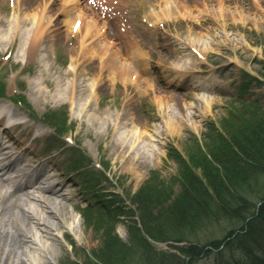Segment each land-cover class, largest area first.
<instances>
[{
  "label": "rangeland",
  "instance_id": "374dc122",
  "mask_svg": "<svg viewBox=\"0 0 264 264\" xmlns=\"http://www.w3.org/2000/svg\"><path fill=\"white\" fill-rule=\"evenodd\" d=\"M132 2V11L136 18L144 13V17L149 20V6L153 4L147 6L142 0ZM0 4L3 6H0L2 12L3 9H8L7 3L0 1ZM11 14L4 18L5 23L0 29V57L6 53L7 29ZM170 17L166 20L165 30L160 31L156 39H153V34L145 33L148 43L146 47L149 45L151 56L159 57L162 52L161 55H165L168 62L182 64L185 67L195 63H201V67L211 64L214 66L213 76L221 82L222 89L196 95H175L178 97L177 101H174L169 92L164 90L165 96L162 98L160 108L164 110L165 107L168 119L174 117L182 125L183 129L178 133L164 129L162 120L166 115L158 112V106L151 98V92L142 93L144 98L139 96L140 104L133 103L138 117L149 125L147 130L148 133L153 134V141L147 140V142L154 143V147L149 145L148 149L143 148L145 143L144 141L142 143V140L146 139H140V144L135 145L132 154L138 156L145 164L140 163L139 166L134 167V170L130 169L126 161L122 163L116 159L117 157L114 159L108 157L112 140L121 130L112 132L110 134L112 140L108 143L104 142L108 130H113L106 127L104 122L107 121L108 126L114 110L117 107L122 110L120 100H123L124 95L121 81H115L116 87L108 93L107 85L101 88L99 103L94 106L91 99L86 96L85 87V84H92L91 76L84 75L77 80L76 84L81 88L76 90L73 99L66 95L60 99L55 84L60 85L67 80V75L64 73L66 63L72 62L69 48L65 51L61 46L47 44L43 52L32 60L24 57L22 52H18L21 45L19 43L25 42L27 34L24 35L25 33L22 32L21 36L14 39L12 52H7L11 54H6L8 62L0 69V76L6 85L5 98L10 101H14L15 97L23 98L30 105L31 112L40 119L45 118L48 113L51 116L48 117L49 120H54L52 115L56 114L57 119L62 121L60 124L65 125L62 128L65 135L77 140L80 147L88 154L89 157L86 158H89L90 162L99 161L100 155H103L102 161L106 162V168L109 167L111 175L118 180L114 188L118 187L122 191L113 195L112 204L109 202L108 208L111 211L103 210L102 214H106V220L103 221L101 218L97 221L98 215H96L97 217H91L92 222H87L89 216L85 217L83 214L91 213L83 212L85 210L79 206L82 200L84 202L90 200L93 194L86 195L90 193H86L85 187L79 190V186L81 181L87 184L88 172L97 174V171L91 163V165L87 164L84 170L81 169L80 177L76 174L69 176L74 179V183L71 182L67 187L69 199L63 200L64 204L68 202L61 212L71 215L72 218L68 217V220L72 222V233L70 235L63 227L66 226L65 223L60 228L55 224L58 229L54 233L57 235V232H60V238L57 237L58 242L52 245L51 241L45 240L40 233V228L34 226L32 231L34 235L46 241V246L49 245L48 249L46 246L34 244L33 252H37L35 255H38L41 247L44 249L42 253L54 249V258L47 257L43 263H40L42 260L39 259L35 264H175L184 261V257L190 255L188 250H185L187 247H205L215 236L224 233L226 223L229 221V218L226 219L227 211L219 203L221 200L213 203L209 199L210 211L206 205L200 203L202 199L199 196L201 193L198 189L199 183L207 182L205 175L210 169L216 172L214 173L216 179L219 174L222 175L223 184L228 182L223 175L228 174L234 184L240 185L239 188L245 190L244 202H249L245 208H250V204L253 203L247 197L251 188L245 187V184L254 180L256 172L246 168L247 165L242 162L244 160H239V153L235 154V157L227 151L226 155L216 151L206 157L198 158L194 155L197 153L195 145L210 143L212 134L224 132L222 121L231 117L238 125L236 142L245 147L248 154L259 159L264 157V137L259 136L258 133L264 128V0H187L179 11ZM166 40H169L170 47L173 46L176 50L168 49L169 51L165 53L161 46L169 45ZM73 45L69 44L71 48ZM193 49L197 52L201 50V58L197 57ZM77 61L80 63V59ZM81 80L84 81L79 85ZM142 87H146L144 83ZM41 90H45L43 91L45 94L41 95ZM129 92L128 90L127 96L130 95ZM210 100L213 103L207 104ZM15 102L17 104L12 105V112L28 118L27 110L19 105L17 100ZM78 105H85V110H81ZM209 131L212 134H208ZM243 131L247 132L244 134ZM254 133L258 136L256 143L252 144L251 138ZM104 144L106 153H101ZM190 145L194 148L191 149L193 158H190V161L184 158L186 167H190V170L186 171V167H180L178 164L182 159L181 154L185 153L186 147ZM178 150L180 153H177ZM171 151L173 155L170 156ZM61 152L60 161H65V164L68 156H76L70 150ZM134 159L136 160L135 156ZM83 172L84 177L81 175ZM67 176L65 175V178H68ZM223 187L227 188V185ZM98 190L99 187L94 189V191ZM222 198L228 206L234 203V199L229 196ZM9 200L11 201V198ZM9 200H7L8 204ZM26 202V207L33 210L36 204L32 200ZM19 204L22 205L21 200ZM213 206L216 210L220 207L223 212L217 213L212 210ZM77 212L79 215H75ZM44 216L45 213L41 209V212L35 216L38 219L35 221L40 224ZM144 224L149 226V231L155 237L160 236L162 239H144ZM252 231V234L257 233L254 229ZM186 232L193 234L189 240L184 238V241L181 237L180 241L176 239L177 235L187 234ZM76 234L82 236V240H79ZM151 251L153 253L149 255ZM219 255L224 260L230 259V254ZM213 258L201 257L193 264H210L214 261L208 259Z\"/></svg>",
  "mask_w": 264,
  "mask_h": 264
},
{
  "label": "bare ground",
  "instance_id": "6f19581e",
  "mask_svg": "<svg viewBox=\"0 0 264 264\" xmlns=\"http://www.w3.org/2000/svg\"><path fill=\"white\" fill-rule=\"evenodd\" d=\"M17 2H20L22 0H16ZM25 3H21L23 7H19L17 11V19L12 20L9 23L10 29L7 32V38L6 42L7 44L9 42H12L13 39L21 32L26 33L30 32L29 37H26L25 42L28 44L25 49H23L24 44L23 42L20 45V51L23 50V56L26 58H34L38 51H40V41L43 39V34L47 30H61L63 31L62 35L59 37V43L64 44L66 40L69 39V25L72 28V23H70V17L73 15V10L75 9V2L74 0H40V3H36L35 1L30 0H23ZM28 1H30L31 4L35 3L36 8L32 12V15L29 14V10H27V6H29ZM58 3V7H56L55 4ZM50 7H56L57 9L52 11L53 14H57L59 16L62 14L66 18L64 19L65 23L59 24L57 22V18L55 20H52L49 18L48 10ZM158 10L161 11L157 12L158 16H163V18H171L170 15H173L175 12V5L171 4L170 2H158L157 4ZM18 14H23L24 17H19ZM48 16V17H47ZM45 18H49V20L45 21ZM77 19H81V24L76 30V36L78 46L80 45V49L77 50L76 53H74L72 60H74V66L73 69L70 71V75L73 77L72 79H69V81L64 80L60 85L55 84V87L57 88V92L59 93V98L62 99L63 96H68L69 98L73 99L76 94L75 83L76 80L81 79L84 77V75L93 78V82L91 85H86V91L89 99H91L92 106L95 104L97 105L99 103V98L102 93L101 88L105 87V85L108 86L107 93L112 91L113 89V82H114V76L117 75L118 71L121 73V77L124 80H129V72L134 71L133 64L137 65V58H134L133 60L129 61L130 59H124L121 57H118V52L114 49L109 48V55L108 57L104 58V54L106 52V49L104 48V45L102 44V40L100 38H96L94 41H91L88 36L91 32H93L94 28H96V25H93V23L89 20L86 21L84 18L80 15L78 17H75ZM20 19L25 22L24 24L32 25L30 27L21 25ZM29 20H32L31 22ZM51 20V21H50ZM30 22V23H29ZM3 23H5L4 16H0V29L3 28ZM49 23V24H48ZM25 29H22V27ZM28 27V28H27ZM21 28V29H20ZM82 32V33H77ZM84 32V33H83ZM22 38V37H20ZM61 38V39H60ZM5 42V40H4ZM192 42V41H191ZM200 53L201 50L199 49ZM100 57V58H99ZM77 59H80L77 61ZM138 59L143 60L147 59V55L143 53H138ZM196 60V59H195ZM191 70H195L192 68ZM84 79V78H83ZM42 80V79H41ZM84 80L80 81L81 85ZM106 82V83H104ZM133 84L135 85L136 90H138V87L140 89L139 84H141V79H134ZM185 84H189L188 81L185 82ZM36 87H38V84L36 83ZM49 87V86H48ZM50 88V87H49ZM153 92H151L152 99L155 101V103L158 106V112L162 113L163 115H166L165 107L164 110L161 109L162 105V98L165 96L164 91L159 90L156 86L152 85ZM41 90V95L45 94ZM139 93L141 94V91L139 90ZM139 94V95H140ZM197 93H194L193 95H196ZM127 101H132L131 97H127ZM213 103L212 100L208 102L207 104ZM91 106V109L93 107ZM78 107L81 110H85V105H78ZM1 108V107H0ZM179 112V111H178ZM168 115V114H167ZM167 115L163 118L164 125L172 130V132H179L181 131L182 125L179 123V121H176V118L170 117L168 119ZM137 116V113L132 109L129 111V123L134 125L135 118ZM136 118L135 125H138L139 123H142L143 125L140 126V130L136 129V133H145L147 132V127L142 120ZM138 119V120H137ZM122 125H124V121ZM105 121V126H107ZM120 121L114 120V124L122 123ZM128 123V124H129ZM132 126V125H131ZM132 127L129 126L128 130H130ZM121 130L124 132L126 130V126H122ZM127 130V131H128ZM125 133V132H124ZM131 133L133 131L131 130ZM136 134L137 138H140V136ZM126 138L134 139L133 134L126 135ZM122 142L121 136L119 134L114 137L112 143H111V149L114 151H119L120 144ZM131 144H125L123 151L119 153L118 159L125 160L127 164L130 165V169L134 170V165L136 164L133 157H132V141H130ZM116 143V145H113ZM129 152V153H128ZM116 153V152H114ZM126 153H128L126 155ZM126 155V156H125ZM116 162V161H115ZM142 164H145L144 162H141ZM157 163H155L156 165ZM5 187V184L3 182H0V264H35L41 259L40 263H43L47 257L51 259V257L54 258V249L51 248L48 253H45L43 247H41L40 252H38V255H35L37 252H33V245L38 244L40 246H46V241H43L41 237H38V235H34L33 227L35 226L37 229L40 228L41 232L43 234V237H45V240L51 241L52 245L54 242H58L57 237L60 236V232H57L54 234L55 231H57L58 228L64 225V228L72 229V222H69L70 216L66 215L65 213H62L64 207L63 200H67V197L64 194L58 195L54 189L53 186H48L46 189H41L40 192L42 194L41 197L39 196H33V194L27 195L29 199L33 201L34 208L27 210L26 209V203L21 206L19 204V201L21 200L20 197H18V200L15 199L11 203H7L4 201L3 198L6 196V190H3ZM10 205V206H9ZM57 206V207H56ZM46 208V210H45ZM58 208V209H57ZM14 209H17L18 211H15ZM45 213L46 218H42V222L38 224L35 220H38L35 216L39 214V212ZM54 211H53V210ZM56 211H58L56 213ZM72 218V217H70ZM57 222V223H56ZM35 224V225H33ZM55 224H57L56 228ZM55 225V226H54ZM77 235V234H76ZM77 238L79 240H82V236L77 235ZM84 238V237H83ZM49 244V243H48ZM49 249V245L46 246ZM48 254V255H47ZM39 256V257H37ZM50 256V257H49Z\"/></svg>",
  "mask_w": 264,
  "mask_h": 264
},
{
  "label": "trees",
  "instance_id": "16d2710c",
  "mask_svg": "<svg viewBox=\"0 0 264 264\" xmlns=\"http://www.w3.org/2000/svg\"><path fill=\"white\" fill-rule=\"evenodd\" d=\"M234 121L235 120L231 117L228 118L227 120L222 121V130L224 132H222L221 134L219 133L217 135H213L211 133V131H209L210 133H208V134H212L211 138H210L211 142L209 143L207 141L208 143L205 144V147H204L205 150L204 151H202L197 146V151H196L197 153H195L194 157H198V158H200V156L206 157L208 154L211 155L215 151L225 153L223 155H226V151H227V153L233 154V157H235L234 156L235 154L239 153L240 154L239 160L240 159L244 160V161H242V160L241 161L244 162L245 166L247 165L246 168L253 169L254 172H256L254 175V180L251 183L245 184V187L249 186L251 188V189H249L250 192L248 193L249 196H247V197H249L250 199L254 198V200H258V199L262 198V195L264 196V157L262 159H259L257 157H254V155H252V154H248L246 152L248 150H246V148L243 147L240 143L236 142L235 138L238 137L237 136L238 135V129H237L238 125ZM246 132L243 131L244 134ZM258 133H259V136L264 137V128L262 130L258 131ZM225 136H226V138H224ZM242 136L244 138L246 137L245 135H242ZM257 136L258 135H256V133H254V135H253L254 139L251 138L252 144L256 143ZM249 149H251V148H249ZM188 154H189V159L193 158V153L188 152ZM250 163H252V164H250ZM181 164L183 167L186 163L181 162ZM244 165H243V167H245ZM185 167L186 166H184V168ZM185 170L188 171L189 167L187 166L185 168ZM214 173H216V172H214L212 169L208 170V174L205 175V177H207V182L205 183L206 185H204L203 182L199 183L198 189L201 190V193L199 196L202 199L200 201V203L203 205H206L208 210L210 211L211 204L208 203L209 199L213 203L215 201L217 202V200H221V202H219V203L222 204V206L227 211L226 212V214H227L226 219L229 218L230 219V221H229L230 225L231 226L233 225V228H235L237 220L242 218V216L244 215L243 214L244 207H245L246 203H248V202H244L243 192L245 190L243 188H239V187H241L240 185L234 184V182H232V180L228 174H227V176L223 175L225 177V179L228 180V182L226 184H223L224 180L221 179L222 175L219 174L218 178L216 179ZM223 185H227V188L229 187V189L227 190V188L226 187L224 188ZM197 195H198V193H197ZM224 196H227V197L229 196V198L234 199V203L232 205L228 206V204H226L225 201L223 202V200H222L223 199L222 197H224ZM212 210H215L217 213L223 212V210L220 207L216 210L215 207L213 206ZM248 210H249V208H246L245 211L248 212ZM262 224H263V221H262ZM187 225H186V227H187ZM179 227L182 228L181 226H179ZM148 228H149V226H145V224H144L143 229H144V232L147 234L148 237L156 239V240L162 239L160 236L155 237V235L151 231H149ZM231 231H233V230H231ZM192 235H193L192 233H187V234H183V235L179 234L176 236L177 237L176 239L179 241L181 238L182 239L185 238V239L189 240V238ZM195 249H196V247L191 246L190 249H187V250L190 252V254H195ZM150 253H153V252L152 251L149 252V255H150Z\"/></svg>",
  "mask_w": 264,
  "mask_h": 264
}]
</instances>
